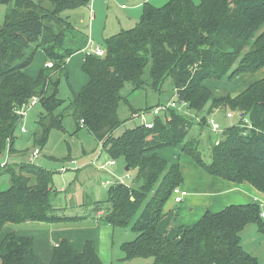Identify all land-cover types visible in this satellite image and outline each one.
<instances>
[{"label": "trees", "instance_id": "trees-1", "mask_svg": "<svg viewBox=\"0 0 264 264\" xmlns=\"http://www.w3.org/2000/svg\"><path fill=\"white\" fill-rule=\"evenodd\" d=\"M91 0H0L7 5L0 22V155L16 152L15 132L22 121L17 108L33 96L39 98L35 147H42L53 129L62 127L65 100L59 97L67 59L85 48L89 35L63 13L88 5ZM105 57L86 55L83 69L88 82L74 93L69 105L78 129L86 128L112 160L124 159L136 169L133 184L112 183L103 200L92 201L94 211L113 227H131L134 240L122 249L126 259L151 257L150 264H264L242 245L241 232L256 223L264 234L259 203L230 204L220 211L207 210L191 226L180 228L178 239L163 234L160 223L165 205L184 178L179 161L160 154L175 148L190 155L205 171L236 183H249L264 193V77L236 95L217 96L207 80H230L264 68V0H169L157 6L146 2L137 24L106 38ZM42 49L48 62L37 77L25 68ZM158 89L172 77L185 110L199 114L210 103L209 113L228 108L248 118L251 126L226 127L212 145L211 162L191 135L193 120L185 111L170 108L169 119L158 116L154 126L142 124L121 134L118 109L127 82L145 85V69ZM38 102V103H39ZM59 111V112H58ZM135 112V111H134ZM201 119V120H200ZM205 125L207 117L200 118ZM12 185L0 191V235L7 223L62 222L76 219L60 215L53 202L57 190L53 173L32 162L7 165ZM2 264H46L34 239L16 232L0 239ZM48 264H102L91 241L78 251L68 239L53 247Z\"/></svg>", "mask_w": 264, "mask_h": 264}, {"label": "rangeland", "instance_id": "rangeland-1", "mask_svg": "<svg viewBox=\"0 0 264 264\" xmlns=\"http://www.w3.org/2000/svg\"><path fill=\"white\" fill-rule=\"evenodd\" d=\"M158 1L166 0H155V3L158 4ZM123 3L131 6L133 0H125ZM163 3L165 2L159 4L162 5ZM6 11L7 5H1L0 22H3ZM125 11L126 10L123 9L120 4H114V2L106 4V12L109 16L108 24H116V27L119 28L117 31L119 32L122 31L119 18L125 16ZM120 12H122V14H120ZM63 15L71 17V21L78 24V8L67 10ZM81 25L85 26L86 24ZM129 27L130 26H127L123 28V30L129 29ZM83 29V31L87 32L89 27L86 28L85 26ZM86 55L87 53L81 50L67 59V70L65 73H62L59 86V97L65 100L63 106L59 108V111L64 110L66 114L62 122V127L51 131L48 140L42 147L41 154L33 158V163L53 173L52 185L54 189L57 190V193L53 196L52 202L56 207L62 208L59 210L60 215L69 217L83 214H86L87 217H91L95 212L92 201L105 199L108 187L112 183L122 181L127 184H133L137 174L136 169L126 170L127 165L122 158L115 159V165H112L110 163L112 160L111 157L105 151H102V144L94 135L88 132L86 128L78 129L76 120L72 116L69 105L73 99L74 93H78L89 80L88 75L83 69ZM47 61V54L42 49H39L33 61L25 68V71L31 77H37L45 67ZM150 67L151 63L148 64L145 69L143 77L146 83L143 87L135 88L131 82H127L122 89L121 93L127 100H123L118 109L119 117L123 123L115 131L116 135L121 134L128 128L141 124V120L138 116L133 118L134 113H139L143 109L155 106L159 103L167 104L169 101L175 99L176 89L172 77H167L162 85L156 89L150 77ZM263 71L264 69H261L249 75H247L248 73H244L230 80H207L205 83L209 86L212 85L218 88L220 91L225 90L227 93L239 92L244 85L251 82L250 80L253 79L254 81L258 76H261ZM209 106L210 103L200 112V117L195 111L185 110V112H187L185 113L187 118L193 120V131L191 130V135L199 138V150L206 163L211 162L212 145L216 140L221 138L222 131L226 127H230L241 120L238 112L224 107L218 108L213 113L208 114ZM229 111L234 112L232 118L227 117V112ZM42 112L43 106L40 102L36 105H32L25 111L22 121L15 132L14 147L16 152L9 154V152L6 151L4 154L0 155V162L7 161L9 165H19L22 162L28 161L29 156L33 154L35 149L34 138L38 130L39 116ZM203 116L207 117L205 125L199 123L201 120L200 118ZM161 117L164 120L169 119L167 114H162ZM147 118L151 120L153 116L148 114ZM212 119L221 125V129L217 132L212 129V124L210 122ZM23 127L24 131H22ZM160 154L170 162L179 161L183 171L184 181L182 187L184 189H186L185 187H187L186 185L188 184L189 187L191 186V189H193L192 185H195L196 189L204 191L200 195L204 194L206 198L207 195L211 194L209 199L215 198L212 196L215 190L211 188L210 190H205L206 181H204L205 178H209L213 175L205 171L195 159L175 148H163L160 150ZM1 171L3 170H0V191H3L12 185V178L11 175ZM107 181L110 182L108 185L105 183ZM189 190L188 188V193ZM251 193L249 192V194ZM188 196H186L182 202H176L175 197L172 196L166 203L165 210L171 209L175 211L176 209L181 212V206L190 198ZM220 207L221 206H215L210 209L216 212L221 210ZM260 207L261 212H264V205H260ZM188 209L189 208L186 206V213L190 214ZM207 209L208 208L205 207V211ZM111 228L114 229H112L110 234H107L108 232L103 228V232L101 231L102 229H98L97 233L94 235L93 245L94 247L96 246V250H100L99 256L102 260V264H150L152 262L153 259L151 257L126 259L122 245L125 242L134 240L137 233L131 227ZM47 237L44 238L42 234H38L35 241L38 245L43 246L42 244H44V242L45 245L47 244ZM241 240L243 247L264 263V234L259 230L256 223H250L245 227L241 232ZM51 246L53 247V245ZM42 249L41 251H46L45 247ZM44 257L46 258V256ZM45 263L47 262L45 261ZM0 264H2L1 259Z\"/></svg>", "mask_w": 264, "mask_h": 264}, {"label": "crops", "instance_id": "crops-1", "mask_svg": "<svg viewBox=\"0 0 264 264\" xmlns=\"http://www.w3.org/2000/svg\"><path fill=\"white\" fill-rule=\"evenodd\" d=\"M124 1L125 0H91L88 5L78 8V24L74 23V25L81 30H84L83 28L85 26L86 28L89 27L86 33L92 39V45L104 46L106 38L119 33V31H117L119 28L116 27V24H108L109 16L106 12L107 3L114 2V4H120L121 7L126 10L125 16L119 18L120 27H122L121 30H123V28H126L127 26H130L129 28H132L137 24L142 15L143 6L146 2H151L157 6H161V4L159 3H166L169 0L158 1V4L155 3V0H133V4L131 6L123 3ZM120 14H122V12H120ZM69 18L71 20V17ZM81 24L86 25L82 26ZM100 41L103 43H101ZM249 74L250 73H248L247 75ZM262 77H264V71L263 74L261 76H258L255 80H258ZM250 81L251 82H249L247 85H244L239 90V92L246 89L253 82V79ZM210 87L217 96H226L228 94L236 95L239 93L237 91H235L234 93H227L225 90L220 91L218 88H215L212 85ZM204 181H206L205 190H210V188L215 190L212 194V196H214L215 198L209 199L211 194L207 195V197L205 198L204 194L200 195L204 191H199V189H196L195 185H192L194 190L190 188L191 186L189 187V184L186 185L191 190H189L188 193V195H190H187L190 198L184 202L183 206H181V212L180 210L176 209L175 211L171 209L166 211V216L161 221L159 226V229L163 234L169 236L170 238L178 239L181 234V227L194 225L207 210H211L210 208L221 206L220 208L222 210L230 204H245L251 202L262 204L261 201H263L264 199V193L259 192L256 188H254L247 182L236 183L216 175L205 178ZM187 187L185 188L188 190ZM249 192L252 193L249 194ZM186 206L187 208H189L188 210L190 214L186 213ZM205 207L208 208L206 211ZM103 216L104 212L98 211L94 212V215H92L91 217H87L86 214H83L75 216L76 219L70 221L52 223L40 221L7 223L3 228L0 239L4 238L5 235L12 232H16L20 235L33 238L36 251L42 257V259L47 262L46 264H48L52 258L53 247L56 244H59L63 239H68L78 251H83L88 241L94 243V235L97 233L98 229H102V232L105 229L108 232L107 234H110L112 229L114 228H111L113 226L106 222L103 219ZM38 234H42L44 238L48 236L46 245L45 242L44 244H42L43 246L36 243L35 239ZM51 245H53V247ZM44 247L46 251L43 252L41 250H43L42 248ZM97 252L100 255V250L97 249ZM44 256H46V258Z\"/></svg>", "mask_w": 264, "mask_h": 264}, {"label": "built area", "instance_id": "built-area-1", "mask_svg": "<svg viewBox=\"0 0 264 264\" xmlns=\"http://www.w3.org/2000/svg\"><path fill=\"white\" fill-rule=\"evenodd\" d=\"M125 6V5H123ZM87 55H95L98 57H105L106 56V49L105 47L98 45V46H93L92 45V39L89 38L87 45L85 46V48L83 49ZM47 65L49 67H51L53 65V63L47 62ZM39 102V98L37 96H33L30 101L26 104H24L22 107L17 108L16 112L23 117V115L25 114V111L31 107L32 105H36ZM188 103L180 100L179 98V94H178V90H176L175 92V99L169 101L167 104H157L155 106H151V107H147L145 109H143L141 112L139 113H134V117L138 116L139 119L141 120V124L144 125L147 128H151L154 126V120L156 117L161 116L162 114H166V112L168 110H170V108H176L179 109L181 111H185L186 107H187ZM152 115L153 119H148L147 116ZM234 116V112L233 111H229L227 112V117L228 118H232ZM243 120V122L245 124H248L249 126H251L249 120H247L248 118H241ZM211 124H212V129L214 131H219L221 129V125L217 122H215L213 119L210 120ZM22 131H24V127L22 128ZM41 154V148L40 147H35L33 154L29 156L28 161L27 162H32L33 163V158H36L37 156H39ZM112 165L115 164V160H111L110 162ZM7 161H2L0 162V168L6 167ZM106 185H108L110 182L107 181L105 182ZM175 193V201L176 202H182L184 200V198L188 195V191L186 189H184L182 186L176 187L174 190ZM262 204L260 205H264V200L261 201ZM262 217L264 218V212L261 213ZM57 245V244H56Z\"/></svg>", "mask_w": 264, "mask_h": 264}, {"label": "water", "instance_id": "water-1", "mask_svg": "<svg viewBox=\"0 0 264 264\" xmlns=\"http://www.w3.org/2000/svg\"><path fill=\"white\" fill-rule=\"evenodd\" d=\"M126 169H128V166H126Z\"/></svg>", "mask_w": 264, "mask_h": 264}]
</instances>
